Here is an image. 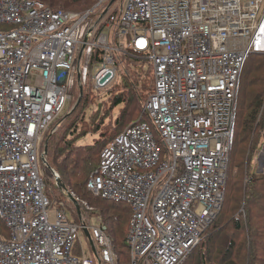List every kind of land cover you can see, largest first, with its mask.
Instances as JSON below:
<instances>
[{
	"label": "built area",
	"instance_id": "2783aa9c",
	"mask_svg": "<svg viewBox=\"0 0 264 264\" xmlns=\"http://www.w3.org/2000/svg\"><path fill=\"white\" fill-rule=\"evenodd\" d=\"M109 1L79 14L0 0V264H82L83 230L98 264H115L104 228L68 218V191L45 193L39 160L74 87L110 93L128 52L151 67L150 123L102 148L86 189L129 206L130 264H183L221 208L240 77L264 55V0Z\"/></svg>",
	"mask_w": 264,
	"mask_h": 264
},
{
	"label": "trees",
	"instance_id": "16d2710c",
	"mask_svg": "<svg viewBox=\"0 0 264 264\" xmlns=\"http://www.w3.org/2000/svg\"><path fill=\"white\" fill-rule=\"evenodd\" d=\"M31 1H39L54 11L74 9L80 11L77 12L79 14L93 9L98 2V0H68L72 2L67 4L66 0ZM107 5L108 3L104 6ZM0 29H5V26H0ZM127 57L139 59L147 64L144 57L134 52H128L125 57L119 56L117 59L119 72L114 87L123 75L121 81L125 90L109 98L112 100L110 111L118 105L123 106L112 126V134H102V140H96L93 146L84 148L76 144L85 136L86 125L92 126L95 123L85 124L83 116L90 97L86 90H83L78 107L69 116H61L54 123L55 131L49 137L45 160L52 170L61 174V183L68 193L77 199L80 214L73 204L67 203L72 221L80 224L81 218L87 217V221L92 225L104 228L112 243L115 264H130L126 238L131 218L130 208L122 202L107 201L93 196L87 191L86 184L89 176L97 168L102 148L125 127L139 121L141 116L145 121L142 106L151 91L150 69L142 80L143 86L147 79L150 80V83L146 82L148 91L140 94L136 89V79L130 78ZM259 59L256 58V61L250 64L248 57L240 77L233 144L229 153L221 208L203 230L198 244L190 251L183 264H264V170L262 173H256L255 161L264 145V60L259 61ZM122 67L124 72L121 74ZM147 67L149 68L148 65ZM128 93L129 97L132 93L136 94L138 107L135 105V99L128 98ZM79 94L80 90L75 86L67 113L77 102ZM99 112L91 115L97 116V123H101L103 116H106L102 114L98 118ZM79 117L81 119H78ZM145 122L150 123L149 120ZM48 135L45 136V140ZM44 183L51 184L54 189L53 183L47 181L45 176ZM55 190L63 198L61 189L57 187ZM74 249L73 255L80 259L77 253H74Z\"/></svg>",
	"mask_w": 264,
	"mask_h": 264
},
{
	"label": "rangeland",
	"instance_id": "374dc122",
	"mask_svg": "<svg viewBox=\"0 0 264 264\" xmlns=\"http://www.w3.org/2000/svg\"><path fill=\"white\" fill-rule=\"evenodd\" d=\"M71 2L72 1L66 0L67 4H69ZM115 2H116V0L113 3H115ZM68 11H72V12H75V13H77V12L80 13V11L74 10V9L73 10L69 9ZM101 11H102V8L98 9L97 12L92 14L91 16H89V18L87 20L90 21V22L96 21L99 18V16L101 15ZM5 29H7L6 26H5ZM128 41L130 43V39H128ZM120 56H123V54H121ZM123 57H125V56H123ZM256 58H260V59L264 60V55L257 56L255 54H251L249 56L250 64L255 62ZM126 59H128L126 62H127V66H129L130 78L131 79H136V81H135L136 89H137V91L140 94H143L145 91H148L147 90L148 89V87H147L148 83H146V82L150 83L151 77H149L150 80L147 79L145 81V85L144 86L142 84V80L146 76V74L149 71V69H151V67L149 66L148 63L145 64L142 61H140L139 59H133L131 57H127ZM260 59H259V61H260ZM147 65L149 66V68L147 67ZM248 65L249 64H247V66ZM123 72H124V69L122 67L121 74ZM122 79H123V75L120 76L119 83L112 89L111 93H104L102 91H95V90H91V93H89V97H90L89 101L91 100L92 103L89 102V105H88V107L85 110V116H83V117H84L85 122H86L85 124H88V122L90 124L93 123V122H95V123L92 126L86 125V134H85V136L82 139H80V140H78L76 142V144L78 146H84V148L86 146H93V145H95L96 140H102V138H101L102 134H104V135H105V133H107L108 135L112 134V132H113L112 126H114V121L118 118L119 111H120L121 107H123V106L118 105V106L114 107L112 111H110V105L112 104V100H109V98L114 96L115 93L117 94V93L125 90L124 85H123V83L121 81ZM151 84H152V81H151V83L149 85V88H151ZM145 87H146V89H145ZM127 96H128V98L135 99V105L137 107L139 106V101H138V98H137L136 94L133 95V93H132V96L129 97V93H128ZM70 106H71V102H70V104L67 107H65L63 113L61 114L62 117L66 116V114H68L67 110L69 109ZM73 107L74 106H72V108ZM95 112H99L98 113L99 114L98 118L102 114L106 115V116H103L104 119H103V121L101 123H97V116H91ZM61 116H59V118ZM78 119H81V117H79ZM144 120L145 121L148 120L146 115L144 116ZM80 124L81 123H79V125ZM48 136H51V134H49ZM39 161H40L39 163H40V165H41V167L43 169L44 176L46 177V180L47 181H51L53 183V185H54V189H53L51 184L49 185V184L46 183L45 186H46L47 195H49L51 197H55L56 199H59V200L63 199L61 196H59V194L55 190V188L58 187L57 186V181L58 180L60 181L61 174H59L54 169H53L54 174H52V172H50V170L45 166V163L41 160V158H40ZM69 162H71V161H69ZM256 162H257L256 173H258L260 171V169L264 166V148L263 147L260 150V152L257 154ZM68 218L70 220H72L71 213L68 214ZM93 223H94V220H93ZM9 234H10L9 230L0 221V236L3 237L4 239H8L9 238ZM88 240H87L86 236L83 235V233L81 231H78V241L76 243V246H75V249H74V253H77V255L80 257V259L82 261V264H98V260L96 258V252H95L96 250L95 251L93 250V249H95V247Z\"/></svg>",
	"mask_w": 264,
	"mask_h": 264
},
{
	"label": "water",
	"instance_id": "95a60500",
	"mask_svg": "<svg viewBox=\"0 0 264 264\" xmlns=\"http://www.w3.org/2000/svg\"><path fill=\"white\" fill-rule=\"evenodd\" d=\"M114 1H115V0H111L110 3H109V5H108V7H109ZM107 10H108V8L103 12L102 16H103L104 14H106ZM83 48H84V47H83ZM78 79H79V76H78ZM79 90H80V94H79V97H78L77 102L75 103L74 107L71 108V110L68 112V114H66L65 117L69 116V115H70V114H71V113H72V112L78 107V105H79V103H80V101H81V95H82V91H81V88H80V87H79ZM49 137H50V136H48V137L46 138V140L44 141V144H43V154H44L45 156L47 155V143H48ZM263 148H264V146H263ZM43 160H44V159H43ZM44 162H45V166L51 171L50 167L46 164V161H45V160H44ZM52 174H53V171H52ZM57 186H58L59 189L64 190V191H67L66 188H65V186H64L59 180L57 181ZM68 198L70 199L71 203H72L73 206L76 208V210L78 211V214H80V212H79V205H78L77 200H76L71 194H69ZM83 234L86 236L87 239H89L88 241H90V243L93 244L92 241H91V238H90V236H89L88 231H87V230H83Z\"/></svg>",
	"mask_w": 264,
	"mask_h": 264
},
{
	"label": "flooded vegetation",
	"instance_id": "af4514ba",
	"mask_svg": "<svg viewBox=\"0 0 264 264\" xmlns=\"http://www.w3.org/2000/svg\"><path fill=\"white\" fill-rule=\"evenodd\" d=\"M42 149H43V147H42ZM41 158V160L44 162V160H46V156L43 154V156H41L40 157ZM44 159V160H43ZM45 163V162H44ZM40 167H41V165H40ZM41 169H42V167H41ZM51 169V168H50ZM42 171H43V169H42ZM53 170L51 169V171L50 172H52ZM43 174H44V172H43Z\"/></svg>",
	"mask_w": 264,
	"mask_h": 264
},
{
	"label": "crops",
	"instance_id": "0c3cea01",
	"mask_svg": "<svg viewBox=\"0 0 264 264\" xmlns=\"http://www.w3.org/2000/svg\"><path fill=\"white\" fill-rule=\"evenodd\" d=\"M94 225V224H93ZM82 233H83V231H82Z\"/></svg>",
	"mask_w": 264,
	"mask_h": 264
}]
</instances>
